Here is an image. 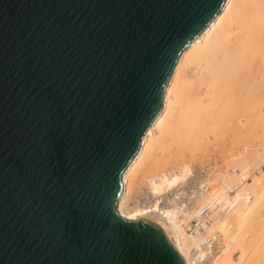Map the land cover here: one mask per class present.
Wrapping results in <instances>:
<instances>
[{
	"label": "water",
	"instance_id": "obj_1",
	"mask_svg": "<svg viewBox=\"0 0 264 264\" xmlns=\"http://www.w3.org/2000/svg\"><path fill=\"white\" fill-rule=\"evenodd\" d=\"M225 0H0V264H183L121 176Z\"/></svg>",
	"mask_w": 264,
	"mask_h": 264
},
{
	"label": "bare ground",
	"instance_id": "obj_2",
	"mask_svg": "<svg viewBox=\"0 0 264 264\" xmlns=\"http://www.w3.org/2000/svg\"><path fill=\"white\" fill-rule=\"evenodd\" d=\"M208 146L210 153L216 152L217 166L201 179L193 177L191 166ZM260 160L264 163V0H225L180 54L161 111L122 173L116 211L126 221L154 220L171 238L183 264H196L194 257L204 260L217 238L216 223L226 249L239 243L247 226L255 225L253 207L264 187L248 170ZM190 176V187L181 192L179 183ZM176 187L172 206L162 208L160 199ZM167 195L171 198V193ZM230 206L232 224L219 219ZM263 226L257 224L247 237V255L256 250L245 260L240 251L244 264H264V239L256 237ZM225 251L212 264H235Z\"/></svg>",
	"mask_w": 264,
	"mask_h": 264
},
{
	"label": "rangeland",
	"instance_id": "obj_3",
	"mask_svg": "<svg viewBox=\"0 0 264 264\" xmlns=\"http://www.w3.org/2000/svg\"><path fill=\"white\" fill-rule=\"evenodd\" d=\"M250 138H251V136H250ZM208 148H209V150H208V152L206 153V151L203 153L204 155H203V157H202V159H200L199 160V162L196 164V165H193V166H191L192 168H191V171H192V173H193V177L194 176H196L197 175V177H199V179H201L200 177L204 174V173H206V172H208L209 170H211L212 168H215L216 166H217V161L215 160V159H213L214 157H216L215 156V154H216V152H214V153H210V150H213L212 149V146H208ZM227 148V147H226ZM226 148H224V150L222 151L223 152V155H225L226 154V151H227V149ZM213 154V155H212ZM216 163V164H215ZM215 165V166H214ZM193 168H194V170H193ZM264 172V163H263V161H258V162H256V164L255 165H253V167H251L249 170H248V175H251V174H254V175H256V176H259L260 177V179H261V182H260V184H259V186H261L260 188H263L264 187V174L262 175V173ZM201 174V175H200ZM192 176H190L188 179H186L185 181H184V179L183 180H181V182L179 183V185H178V187L179 188H181L180 189V191L182 192V190H183V188H185V187H187V189L190 187L189 186V184H188V181L189 180H191V178H193ZM248 181L251 183V178H248ZM184 183H186V184H184ZM182 184H184V185H182ZM182 185V186H181ZM187 185V186H186ZM178 187H176V189L174 190V189H172V191L170 190L169 192H167L166 193V195H163L162 196V198L160 199V200H163V204H161L160 203V200H159V204H161L160 206L163 208V207H165L166 206V208L168 207V208H170L172 205H170L171 204V201H172V199H173V193L174 192H176V190L178 189ZM186 189V190H187ZM169 193H171V198L169 197V195H167V194H169ZM152 200V199H151ZM150 200V201H151ZM167 202L169 203L168 205H167ZM170 206V207H169ZM232 209H233V207L232 206H230V207H227V208H225L220 214H219V219L220 220H227V223L228 224H232L233 222H231V221H233L234 220V215L232 214ZM223 213V214H222ZM253 213H255V217H256V219H255V221H254V223H255V225L252 227V225H249V226H247V228L246 229H244L243 231H241L240 232V235H241V238L242 239H240V241H238L239 243L237 244V243H235V244H228V246H230V247H228L229 249H226L227 247V242H226V240H225V238L223 237V235H222V233H221V230H220V228H218L219 227V223H216L215 224V227H214V231L215 232H213L214 234H215V236L217 237V238H213L212 240L214 241H211V249L207 252V255H206V258L204 259V260H202V259H198L197 258V256L196 257H194L195 256V254L196 253H193L192 255H193V257L196 259V264H212V262H213V260L216 258V257H220L221 256V254H223L222 253V251L224 252L225 250H228V251H225V252H230L229 253V255H231V256H233L234 257V260H235V264H244V262H243V258H244V260H245V258L247 257V259L250 257V255H251V253H254V251L256 250V247H254V248H252V252L249 254V256L247 255L248 254V252H247V249L245 250V246H246V244H244V243H246L247 241H246V239H248L247 237H250V236H252L253 235V231L255 230V228H256V226H257V224H260L261 223V225H262V222H263V225H264V216L263 217H261L262 215H264V194L260 197V199H259V203H258V205H257V207H256V205L253 207ZM223 215V216H222ZM230 217V218H229ZM232 218H233V220H232ZM231 219V220H230ZM259 219V222L260 223H257L258 220ZM263 219V220H262ZM263 228H264V226H263ZM216 229H219V230H216ZM219 231V232H218ZM249 231V232H248ZM244 232V233H243ZM264 231H262V234L260 233V235H262V236H260V235H256V237H259V238H261L260 240H262V239H264V233H263ZM263 237V238H262ZM225 240V241H224ZM221 243V244H220ZM225 243H226V245H225ZM237 244V245H236ZM234 245H236V246H234ZM234 246V247H233ZM224 247H225V249H224ZM237 247V248H236ZM224 249V250H223ZM238 249V250H237ZM212 250V251H211ZM230 250V251H229ZM240 251H241V253H243L242 254V257H241V253H240ZM245 252V253H244ZM227 253V254H228ZM238 255V256H237ZM211 256V257H210ZM236 256V257H235ZM214 257V258H213ZM240 257L242 258V260L240 261ZM198 259V260H197ZM243 262V263H242Z\"/></svg>",
	"mask_w": 264,
	"mask_h": 264
}]
</instances>
